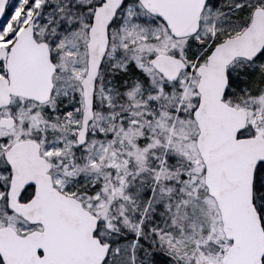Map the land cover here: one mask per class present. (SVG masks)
I'll return each mask as SVG.
<instances>
[{"label":"rangeland","instance_id":"rangeland-1","mask_svg":"<svg viewBox=\"0 0 264 264\" xmlns=\"http://www.w3.org/2000/svg\"><path fill=\"white\" fill-rule=\"evenodd\" d=\"M100 1L10 0V12L0 21V46L13 42L16 19L20 26L33 20L35 37L49 44L55 72L47 104L14 97L0 110V117L15 121L10 129L0 128V168L3 152L16 140L39 137L49 156L72 148L82 110L79 83L86 72L87 29ZM263 5L264 0H211L199 31L183 39L172 38L138 0H127L118 12L96 79L90 123L89 136L98 139L101 172L92 169L91 181L80 183L89 197L91 184L101 179L102 203L97 210L102 214L103 236L128 241L114 244L105 264L223 261L227 244L195 148L194 69L204 63L215 42L239 33L253 8ZM158 53L174 54L186 62L188 68L175 82L164 81L147 64ZM117 73L123 77L116 78ZM228 78L225 100L246 109L245 132L251 133L255 116L264 129V117L259 116L264 54L253 62L234 61ZM253 199L264 226V164L256 171ZM13 217L0 209V219L14 225ZM114 217L120 223H113Z\"/></svg>","mask_w":264,"mask_h":264},{"label":"water","instance_id":"water-1","mask_svg":"<svg viewBox=\"0 0 264 264\" xmlns=\"http://www.w3.org/2000/svg\"><path fill=\"white\" fill-rule=\"evenodd\" d=\"M126 0H101L95 7L87 31L86 73L80 82L83 96L81 127L77 144L84 143L88 123L93 117V94L99 68L104 59L108 27ZM208 0H138L151 15L159 18L174 38L195 34L200 15ZM8 0H0V19ZM264 49V7L255 8L248 26L238 35L216 44L205 64L196 67L199 76L196 90L198 103L192 112L198 134L196 149L204 164V184L215 200L220 214L222 232L230 241L224 253V264H262L264 229L252 201V182L258 163L264 162L263 130L251 137L237 138L245 127L247 114L223 101L227 86L226 67L235 58L255 59ZM5 59L6 75L0 77V109L9 105L12 96L46 102L53 87L55 65L50 59L46 42L33 37L32 21L16 35L11 48H0ZM167 81L176 80L186 69L185 62L169 54H156L149 61ZM264 113V96L262 101ZM13 118L0 119V127L10 129ZM11 169L8 205L28 220L37 212H45L51 227L49 237L41 242L32 234L19 237L12 228H0V258L3 264H102L109 244H100L92 237L95 218L80 203L53 189L38 146L30 139L20 140L5 151ZM26 184L35 185V197L20 205L16 196ZM49 195L45 204L38 196ZM54 195V197H53ZM36 250L42 256H36ZM198 264H220L202 262Z\"/></svg>","mask_w":264,"mask_h":264},{"label":"flooded vegetation","instance_id":"flooded-vegetation-1","mask_svg":"<svg viewBox=\"0 0 264 264\" xmlns=\"http://www.w3.org/2000/svg\"><path fill=\"white\" fill-rule=\"evenodd\" d=\"M10 0H8L6 4V8L4 11L3 18H6L10 12ZM25 24V23H24ZM24 24L20 26V19H16L14 23L15 31L12 33V37L15 38V33L17 32L19 27H24ZM12 45H1L0 47L6 51V54L9 51L10 46ZM264 54V51L261 55ZM5 59L0 58V77L5 76ZM229 86V80H228ZM258 121V120H256ZM254 121L251 125L252 130L255 131L257 127V123ZM90 133V128L89 131ZM33 140L38 144L40 154L45 163L46 173L49 174L50 179L52 181V186L57 189L59 192L64 195L74 197L79 200L82 207L89 211V213L96 218L95 228L92 233V236L103 242V221L102 214L99 210L102 197L100 195L99 185L102 183L100 178H95V182H93L94 190H88L90 193L89 197H86L87 191L84 192L80 187V183H85L86 180L91 181L89 176L92 175V169L95 170V173H99L100 171V161L96 159V143L98 141L97 138L87 136L85 139V143L83 145L78 146L76 144V136L74 137V144L72 148L67 152H61L53 154V156H49L47 152H45L46 143L41 142L42 140L39 137H34ZM2 168H0V209H4L5 213L14 216V225L3 222L0 223V227L9 226L11 227L17 235L21 238L26 237L32 234L36 239L40 240V245H44V242H41L46 236L49 237L51 227L45 228L43 222H49V217L45 215V212H37L35 210V217L32 220H28L20 215H17L13 211H11L8 207V193L10 189V178L11 171L8 165L1 160ZM255 182V180H254ZM35 197V185L27 184L22 190L17 194L16 200L18 203L22 205H26L32 201ZM54 197V195H53ZM49 195L38 196L37 201L40 204H45V200L49 201ZM114 222L120 223L118 217H114ZM2 224V225H1ZM42 251L36 250V256L41 257ZM0 264H3L0 258Z\"/></svg>","mask_w":264,"mask_h":264},{"label":"trees","instance_id":"trees-1","mask_svg":"<svg viewBox=\"0 0 264 264\" xmlns=\"http://www.w3.org/2000/svg\"><path fill=\"white\" fill-rule=\"evenodd\" d=\"M118 74V73H117ZM118 77H122V75L120 74V75H118ZM108 240V239H107ZM112 245L113 244H115L116 243V241L114 242V241H111V240H108ZM117 242H121L120 240H118ZM226 244H228V242H226Z\"/></svg>","mask_w":264,"mask_h":264}]
</instances>
